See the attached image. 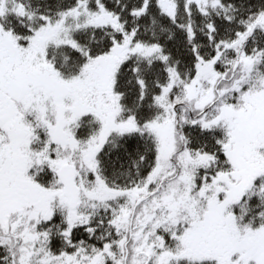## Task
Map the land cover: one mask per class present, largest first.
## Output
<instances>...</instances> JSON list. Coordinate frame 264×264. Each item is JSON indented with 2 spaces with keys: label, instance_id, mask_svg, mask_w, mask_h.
Masks as SVG:
<instances>
[{
  "label": "snow or ice",
  "instance_id": "1",
  "mask_svg": "<svg viewBox=\"0 0 264 264\" xmlns=\"http://www.w3.org/2000/svg\"><path fill=\"white\" fill-rule=\"evenodd\" d=\"M0 264H264V0H0Z\"/></svg>",
  "mask_w": 264,
  "mask_h": 264
}]
</instances>
